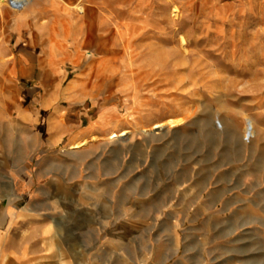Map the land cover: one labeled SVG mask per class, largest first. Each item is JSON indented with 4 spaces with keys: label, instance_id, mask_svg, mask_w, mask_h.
Listing matches in <instances>:
<instances>
[{
    "label": "rangeland",
    "instance_id": "obj_1",
    "mask_svg": "<svg viewBox=\"0 0 264 264\" xmlns=\"http://www.w3.org/2000/svg\"><path fill=\"white\" fill-rule=\"evenodd\" d=\"M38 4L0 10L4 245L50 226L72 263L264 264V0Z\"/></svg>",
    "mask_w": 264,
    "mask_h": 264
},
{
    "label": "crops",
    "instance_id": "obj_2",
    "mask_svg": "<svg viewBox=\"0 0 264 264\" xmlns=\"http://www.w3.org/2000/svg\"><path fill=\"white\" fill-rule=\"evenodd\" d=\"M17 57L18 55L16 54V56H14L12 60H10V63L12 65H14V63L16 62ZM21 58L23 59L24 62L32 61L35 59L32 54H25V53H22ZM3 76H4L3 72L2 70H0V85H2L3 83V78H4ZM4 89L5 88H0L1 95H2V90ZM34 114H36L35 119L37 123L40 124L41 116H39L37 112H34ZM82 135L83 133L79 136ZM58 138L59 137H55V139L53 140H51L50 138L44 142L40 141L39 145L51 146L52 144L57 142ZM28 144L32 146V150H33L35 148L34 147L35 144L37 143H34V141H29ZM46 172H50V169L44 168L43 174H45ZM10 224L11 223H9V225ZM48 227H49L47 231L48 234L45 236L41 235L42 230H40L39 240L40 243H42L41 244L42 248L34 251L33 253H28L27 247H25L24 245H19L18 247L10 245L9 247H6L4 245L6 237H3V234H0V264H82L81 260L75 257V255L77 254L74 255L76 259L74 260L73 263L68 260L67 250L65 248V245L60 242V240L58 239L57 235L54 233L52 228L50 226ZM44 228L45 227H43L42 229Z\"/></svg>",
    "mask_w": 264,
    "mask_h": 264
},
{
    "label": "bare ground",
    "instance_id": "obj_3",
    "mask_svg": "<svg viewBox=\"0 0 264 264\" xmlns=\"http://www.w3.org/2000/svg\"><path fill=\"white\" fill-rule=\"evenodd\" d=\"M5 1L6 0H0V10H3V7H4V4H5ZM9 1V0H8ZM14 2H15V5L16 6H18V7H16V8H14L13 6V8L11 7V9H12V11L14 12V13H17V12H21V11H23V10H25V9H28V8H32L33 6H35L36 4L39 6V4H38V1L39 0H13ZM11 2V1H10ZM8 3V2H7ZM12 5V4H11ZM71 8H77L80 12L81 11H83V7L81 6V5H73V7H71ZM1 19V18H0ZM127 51V50H126ZM129 56V55H128ZM130 63V62H129ZM131 66V65H130ZM130 68V67H129ZM132 68H134V67H132ZM149 68V67H148ZM148 68H146V69H148ZM8 69V68H7ZM131 69V68H130ZM135 69V68H134ZM129 70V69H128ZM133 70V69H132ZM137 70V69H136ZM153 70V69H152ZM131 71V70H130ZM140 70H138V72H139ZM135 73V72H134ZM133 73V74H134ZM172 73V72H171ZM132 74V75H133ZM134 76V75H133ZM136 76V75H135ZM148 76V75H147ZM164 77H165V75H163ZM150 77H151V75H150ZM143 78V77H142ZM147 79H148V77H147ZM145 81V80H144ZM164 81H161V83H163ZM137 83V82H136ZM172 95H174V94H172ZM171 95V96H172ZM175 96V95H174ZM189 116V115H188ZM181 120V119H180ZM179 120V121H180ZM219 121V123L221 124V126H222V129H219L216 125H215V129L216 130H223L224 128H225V125L223 124V122L221 121V120H218ZM178 121H177V119H174V118H171V119H169V121H168V124H170L171 126H173V125H175L176 123H177ZM179 123V122H178ZM157 126H160V124H156L154 127H157ZM220 127V126H219ZM246 130H248L249 131V133L250 134H253L254 133V124H253V122H252V120L251 119H248V122H247V124H246ZM123 134V133H122ZM120 135V134H119ZM250 137V136H249Z\"/></svg>",
    "mask_w": 264,
    "mask_h": 264
}]
</instances>
